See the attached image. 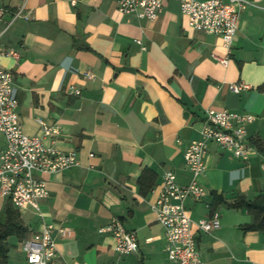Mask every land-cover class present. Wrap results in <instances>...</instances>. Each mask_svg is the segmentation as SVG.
<instances>
[{
  "label": "crops",
  "instance_id": "obj_1",
  "mask_svg": "<svg viewBox=\"0 0 264 264\" xmlns=\"http://www.w3.org/2000/svg\"><path fill=\"white\" fill-rule=\"evenodd\" d=\"M250 1L223 65L222 37L195 29L178 0H163L154 21L120 13L118 0H0L7 16L24 8L0 41L20 53L19 60L3 56L0 63L14 72L23 129L43 136L39 119L57 127L44 143L74 150L80 161L40 174L49 196L40 204L43 216L20 209L24 237L52 224L57 264H169L164 228L151 204L165 172L174 171L181 185L192 180L185 151L202 138L207 110L254 114L249 138L264 141V0ZM5 26L1 22L0 30ZM121 66L134 71H117ZM89 71L93 79L85 77ZM232 83L247 87L235 92ZM4 140L0 133V151ZM263 161L257 147L244 161L210 143L199 177L207 196L185 202L195 222L219 215L220 225L209 232L194 226L203 264H264V231H245L253 215L227 205L264 192ZM145 169L155 174L147 195L140 186ZM214 193L224 201L212 208ZM7 201L0 191L1 221ZM115 218L136 231L137 253H119L113 234L100 231ZM23 238L16 253L26 260ZM20 258L9 256V264H23Z\"/></svg>",
  "mask_w": 264,
  "mask_h": 264
},
{
  "label": "built area",
  "instance_id": "obj_2",
  "mask_svg": "<svg viewBox=\"0 0 264 264\" xmlns=\"http://www.w3.org/2000/svg\"><path fill=\"white\" fill-rule=\"evenodd\" d=\"M178 1L182 12L190 19L195 29L222 37V45L228 55L218 56V60L223 65H227L239 31L240 13L249 5H253V2L250 0ZM163 7V0H118L120 13L149 21L156 20ZM6 16L7 10L0 6V23H6V26L0 30V41L10 25L24 16V8L12 13L10 20L5 21ZM137 42L142 45L141 40ZM3 56L20 59L17 49L6 47L0 42V57ZM85 77L93 79L95 75L89 71L85 73ZM245 87L247 85L244 83L231 84V89L235 92H240ZM14 88V72L0 63V133L5 138V146L0 151V191L18 209L31 208L43 216L40 204L49 196V189L47 181L40 174L79 166L80 161L76 151H62L54 145L44 143L43 136L59 132L57 127L48 125L44 120L39 119L43 136L29 135L24 131ZM73 88L75 93H80L77 88ZM255 118L256 116L249 112L208 109L202 138L193 140L185 151V163L192 173V180L188 184L181 185L177 182L174 171L164 173L160 193L151 206L157 220L164 228L169 264H203L194 226L209 232L220 225L219 215L214 213L195 222L189 215L185 202L188 198L201 201L207 196V190L199 177L206 170V157L211 142L217 143L236 158L244 161L251 159L256 147L250 142L247 126ZM262 167L264 169V161ZM100 231L113 234L115 249L119 253L139 251L136 231L128 230L120 219H113ZM20 250L25 254L29 264H57L59 254L54 226L45 223L42 229L34 232L30 237L21 239Z\"/></svg>",
  "mask_w": 264,
  "mask_h": 264
},
{
  "label": "trees",
  "instance_id": "obj_3",
  "mask_svg": "<svg viewBox=\"0 0 264 264\" xmlns=\"http://www.w3.org/2000/svg\"><path fill=\"white\" fill-rule=\"evenodd\" d=\"M257 149L264 152V141L262 139H250ZM155 174L150 169H145L140 178L141 192L147 195L153 188ZM149 179H152L151 182ZM149 181V182H148ZM214 197V205L224 201L223 197L217 195ZM227 205L231 208L245 209L253 215V222L246 224L243 229L245 231H264V192H260L253 199H247L240 196ZM5 220H0V264H9V237L17 236L23 238L28 232V227L25 224L22 212L8 198L5 206Z\"/></svg>",
  "mask_w": 264,
  "mask_h": 264
},
{
  "label": "rangeland",
  "instance_id": "obj_4",
  "mask_svg": "<svg viewBox=\"0 0 264 264\" xmlns=\"http://www.w3.org/2000/svg\"><path fill=\"white\" fill-rule=\"evenodd\" d=\"M4 142H5V140H4ZM18 239L19 238L17 236H11V237H9V240H8L9 241V244H10L9 256L12 259V258H17L20 255V257H21L20 259L23 260V264H25L26 262L24 263V261H26V260H24L23 254L21 255L18 252L16 253L17 247L19 246ZM20 263H21V261H20Z\"/></svg>",
  "mask_w": 264,
  "mask_h": 264
},
{
  "label": "water",
  "instance_id": "obj_5",
  "mask_svg": "<svg viewBox=\"0 0 264 264\" xmlns=\"http://www.w3.org/2000/svg\"><path fill=\"white\" fill-rule=\"evenodd\" d=\"M6 19L10 20L11 15H8L5 17ZM117 71H134V68L131 66H121L117 68Z\"/></svg>",
  "mask_w": 264,
  "mask_h": 264
}]
</instances>
